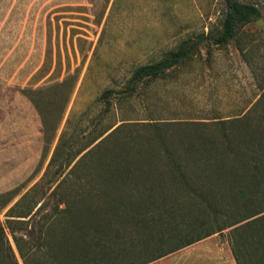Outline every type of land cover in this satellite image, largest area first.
<instances>
[{"label": "rangeland", "instance_id": "1", "mask_svg": "<svg viewBox=\"0 0 264 264\" xmlns=\"http://www.w3.org/2000/svg\"><path fill=\"white\" fill-rule=\"evenodd\" d=\"M240 1L256 3L262 16L244 25L235 41L200 46L190 61L162 77L130 82L135 68L159 61L182 41L218 30L222 0H0V193L19 189L0 211V221L34 185L39 189L25 205L42 203L45 210L33 219L45 215L53 201L49 189L82 154L83 172L96 174L118 155L125 159L120 165H126L136 152L146 158L142 163L147 170L163 171L158 156L169 152L177 160L180 138L220 137L215 126L219 121H226L231 145L220 153L237 157L225 158L216 168L188 167L221 178L213 185L222 187L223 196L213 203L214 211L200 202L203 210H195L192 198L181 204L188 207L182 211L186 223L192 218L205 221L184 239L263 207L264 99L259 97L264 93V0ZM104 92L107 102L101 98ZM174 122L207 126L163 128L164 143L145 126ZM62 131V157L104 133L66 169L59 166L61 158L47 170ZM101 139L105 141L92 148ZM235 173L241 178L234 179ZM163 179L168 183L167 176ZM255 187L259 190L254 193ZM229 229L219 234L228 244ZM237 249L243 264L255 259L252 247Z\"/></svg>", "mask_w": 264, "mask_h": 264}, {"label": "trees", "instance_id": "2", "mask_svg": "<svg viewBox=\"0 0 264 264\" xmlns=\"http://www.w3.org/2000/svg\"><path fill=\"white\" fill-rule=\"evenodd\" d=\"M222 4L224 11L218 30L206 35L200 34L193 40L182 41L159 61L135 68L130 82L162 77L168 70L190 61L200 46H226L236 40L244 25L262 16L261 8L256 3L222 0ZM106 95L108 92L101 94L104 102H107ZM263 99L264 93L259 101ZM146 124L163 143L166 140L163 128L207 126L201 122ZM225 124L226 121L215 123L221 133L220 137L200 134L194 135L195 139L192 140L184 141L185 138H180L182 153L176 157L177 160L169 152L158 156L159 162L163 163V171L147 170L142 163L146 158L141 152H136L130 161L125 162L126 165H120L125 159L118 155V159L114 157L108 165L97 168L98 174L83 172L80 167L84 160L82 154L68 169L66 176L49 189L53 201L45 215L33 219L38 212L45 210L44 204L25 205L28 198L39 189L38 185H34L5 211L3 223L0 221V264H18L17 258L21 264H147L227 228H230L229 247L236 264H243L237 245L253 248L255 259L247 264H264V206L255 211L248 210V214L216 227L215 230L203 231L189 239L183 237L201 228L205 221L192 218L186 223L182 211L188 207L181 204L192 198L196 206L199 202L204 203L206 209L214 211L213 203L223 196L222 187L219 184L213 185L221 178L205 174L204 170L192 172L188 167L216 168L225 158L237 157L236 153H220L223 147L231 149L230 140L224 132ZM120 126L115 127L107 136H112ZM102 134L93 137L74 153H66L62 157L66 137V132L62 131L47 170L61 158L59 166L66 169L73 159ZM252 141L249 138L246 143L251 147ZM196 150L200 152L196 153ZM168 165L172 168L165 171ZM164 175L168 177V183H163ZM233 178L241 177L235 173ZM256 190H259L258 187L253 188L254 193ZM18 191L16 187L0 193V211L14 200ZM238 193L239 196L244 194L241 190ZM230 197L234 198L232 195ZM196 208L202 211L203 205ZM215 214H219V211H215ZM247 258L251 259L250 256Z\"/></svg>", "mask_w": 264, "mask_h": 264}, {"label": "crops", "instance_id": "3", "mask_svg": "<svg viewBox=\"0 0 264 264\" xmlns=\"http://www.w3.org/2000/svg\"><path fill=\"white\" fill-rule=\"evenodd\" d=\"M220 233L202 238L147 264H236L227 240L219 238Z\"/></svg>", "mask_w": 264, "mask_h": 264}]
</instances>
